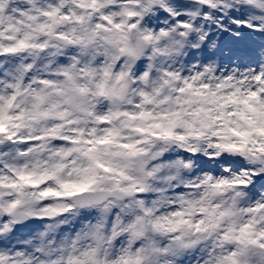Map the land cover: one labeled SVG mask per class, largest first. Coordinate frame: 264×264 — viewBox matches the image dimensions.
Returning a JSON list of instances; mask_svg holds the SVG:
<instances>
[{"label": "snow or ice", "instance_id": "1", "mask_svg": "<svg viewBox=\"0 0 264 264\" xmlns=\"http://www.w3.org/2000/svg\"><path fill=\"white\" fill-rule=\"evenodd\" d=\"M0 264H264V0H0Z\"/></svg>", "mask_w": 264, "mask_h": 264}]
</instances>
